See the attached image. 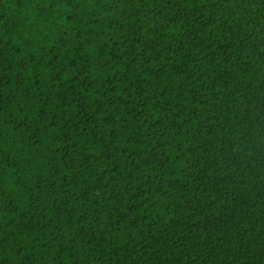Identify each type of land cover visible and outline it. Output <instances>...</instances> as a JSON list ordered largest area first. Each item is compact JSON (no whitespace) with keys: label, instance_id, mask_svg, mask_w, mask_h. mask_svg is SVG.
Instances as JSON below:
<instances>
[{"label":"trees","instance_id":"16d2710c","mask_svg":"<svg viewBox=\"0 0 264 264\" xmlns=\"http://www.w3.org/2000/svg\"><path fill=\"white\" fill-rule=\"evenodd\" d=\"M0 264H264V0H0Z\"/></svg>","mask_w":264,"mask_h":264}]
</instances>
